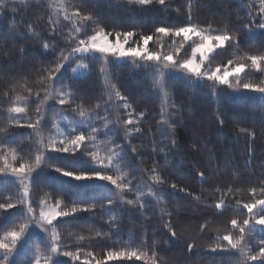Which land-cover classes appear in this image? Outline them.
Wrapping results in <instances>:
<instances>
[{"label":"trees","instance_id":"obj_1","mask_svg":"<svg viewBox=\"0 0 264 264\" xmlns=\"http://www.w3.org/2000/svg\"><path fill=\"white\" fill-rule=\"evenodd\" d=\"M260 7V0H165L163 5L146 6L128 0H3L0 156L7 155L15 166L35 164L37 155L43 159L23 184L0 180V204L15 205L0 209V239L21 225H26L22 236L30 226L43 225L41 208L57 202L61 210L73 205L92 210L41 226L43 234L18 241L10 253L0 251V262L96 264L108 251L136 250L142 259L105 264H243L240 250L211 249L217 242L228 247L222 237L238 236L231 219L246 218L251 222L244 233L243 253L257 254L264 246V225L256 224L242 205L264 199V94L194 76L178 65L165 66L162 60L79 56L74 49L101 28L112 34L110 40L117 31H133L134 40L153 36L150 51L175 53L174 59L182 62L191 57L193 40L161 36L155 30L187 26L190 16L200 30L233 37L226 48L209 56L202 73L222 71L229 61L232 66L245 63L246 72L230 82L261 84L264 66L258 72L247 60L264 55ZM84 16L90 19L85 21ZM181 44L184 47L176 53ZM58 61L63 67L57 74ZM78 65L85 66L87 74L75 78L71 69ZM117 93L126 98L128 108ZM61 97L71 104L60 107L55 101ZM13 107L27 111L15 113ZM37 120L41 122L35 129L23 127ZM81 131L94 137L86 141L87 151L58 153L48 147ZM89 153H96L108 174L122 177L119 182L129 188L118 190L96 177L76 180L63 174L104 171ZM109 201L114 204L109 206ZM216 204L227 207L217 209ZM259 207L254 212L264 214V207ZM53 230L58 237L55 252ZM65 251L79 253L80 259L73 261Z\"/></svg>","mask_w":264,"mask_h":264},{"label":"snow or ice","instance_id":"obj_2","mask_svg":"<svg viewBox=\"0 0 264 264\" xmlns=\"http://www.w3.org/2000/svg\"><path fill=\"white\" fill-rule=\"evenodd\" d=\"M130 4H136L141 6L150 5L153 3L158 4H165V0H128ZM0 4H3V0H0ZM260 9L259 14L261 16L260 23L258 24L259 29H264V0H260ZM79 16V13H76ZM83 19L85 21L89 20L90 17L84 16ZM156 33L160 34L161 36H175V37H183L185 42L189 40H193L195 46H191V57L183 59L182 62L179 60L174 59L173 54H167L160 52H152L149 49V43L153 40L152 35H141L138 40H134L133 38L137 35L133 31L127 32H115V40H110V36L112 35L109 32H106L103 28L97 31L94 35H91L88 40H80V46L76 47L74 51L76 52H89V51H96L104 56H117V57H125L130 56L133 58H139L146 61H164L165 66L168 65H178L180 68L185 70L186 72L201 77L202 75L206 77L207 80L213 81L215 83L227 85L230 88H240L253 91L256 93L264 94V81L261 84H252V83H240L239 80L236 85H233L229 77L236 76L239 78L240 74L245 73L248 67L245 63H237L235 66H232V62H228V67L224 69L221 73L220 69H217L213 72L202 73V67L204 66V62L206 59L209 58V54L216 52L219 49L226 48V45L231 44L233 42V37L229 34H211L210 31H203L198 29L196 26L192 25L191 17L189 16V23L187 26L179 27L176 29H171L167 27H158L156 28ZM195 38V39H193ZM198 40V42H196ZM43 47L47 50L49 45L45 43ZM184 47L181 44L180 48L176 49V53H179L181 49ZM62 59L67 60V57H62ZM247 60L251 62V67L256 71H262V66H264V55H250L247 57ZM63 64L59 61L56 63V67L54 69L55 73H59ZM53 80V84L56 80V76L51 77ZM119 96V93H117ZM120 100L125 101L124 107L128 108L129 105L127 100L123 96H119ZM60 107H65L71 104L69 99H65L63 97L56 99L55 101ZM12 112L15 113H25L27 109L25 107H13L11 109ZM37 114L39 115L40 109L37 107L36 109ZM81 116H84V112H80ZM42 119V117H41ZM41 121L37 120L36 123H27L23 125V127H27L29 129H35L37 124ZM19 123V121H17ZM128 125H132L133 121L128 119L126 121ZM221 123H223L221 121ZM138 130V129H137ZM94 137L87 136L84 132H80L77 135L72 136L68 140H61L59 142V146H57L56 142H51L48 147L51 149L52 152L58 153H76L81 149L87 151L86 141L92 140ZM135 151V149H133ZM91 156V160L96 164L99 165L101 169L104 171H98L91 174L80 173L74 174L69 171H64L63 174L65 176H74L76 180H83L89 179L92 177H96L100 180L107 181L111 185H113L116 189L122 190L129 188V185L126 183H121L119 181L122 180V177H113V175L108 174L106 168L104 166V161L98 157L96 153H89ZM12 159L15 160V154L13 152ZM43 157L41 155H37L35 157V164H26V163H19L18 166L9 162L8 156H0V161H3V167H0V174H12L20 179V182L24 183V178L27 176L30 178V174L34 171L35 168L39 167L41 164ZM108 159V165L112 164V158ZM57 171H61L57 169ZM203 174H201L202 176ZM173 188H176V185H172ZM25 196L28 195V190L25 188L24 190ZM255 193V189H253V194ZM123 199V197H121ZM24 203V201H21ZM128 204H132V200L127 201ZM41 205H46L45 201H40ZM114 204V201H109L108 205L111 206ZM237 205H239V201H237ZM264 207V199L257 200L253 203H245L242 205L243 209H246L248 214H252L251 218L255 219V223L258 225H264V214H257L254 212V209H257V206ZM146 205H141V207H145ZM15 207L14 204H0V209H11ZM215 207L217 209H222L223 207H227L226 204H216ZM259 207V208H260ZM91 208H81L76 205H73L70 210H61L60 203L57 202L56 205L51 207H42L41 211L39 212L40 220L42 221L43 225H52L53 221L57 220L58 218L68 217L73 214L79 213L81 211H91ZM29 213H33L34 209L31 205L28 206ZM250 219H243L242 221H238L237 219H231L230 224L232 229H238V236L234 237L232 234H227L222 237L223 241L227 242L228 247H222L221 243L217 242L216 246L211 249L212 252L218 251H230V250H240L242 255L244 256L243 264H247L248 260L252 262L256 261H264V246L259 248V252L257 254H252L250 251L248 253H243V247L245 245V237L244 233L246 231H250L248 226L250 225ZM26 225H21L18 231L13 230L7 233L4 239H0V251L3 252H12L15 250L17 242L19 241L20 237L23 234L24 228ZM165 227L171 228L170 224H166ZM176 233L172 232V236H175ZM52 239H53V248L52 251H57L58 245L55 243L58 239L55 230L52 232ZM83 240L84 238L81 237ZM264 245V241L261 242ZM193 245L189 244L188 249L191 251ZM65 256H69L72 258L73 261L79 260L80 256L79 253L74 254L70 251H65L63 253ZM91 255V253H89ZM114 259H127V260H140L142 256L136 250L132 251H119L113 252L108 251L103 259H97L96 264H105L106 261H112ZM3 264V262H0ZM35 264H40L39 260H36ZM45 264H50V260H46ZM85 264H89V262H85ZM152 264H155V261H152Z\"/></svg>","mask_w":264,"mask_h":264},{"label":"rangeland","instance_id":"obj_3","mask_svg":"<svg viewBox=\"0 0 264 264\" xmlns=\"http://www.w3.org/2000/svg\"><path fill=\"white\" fill-rule=\"evenodd\" d=\"M115 40V39H114ZM113 40V41H114ZM190 41V40H189ZM79 56H81V55H103V54H101V53H99V52H96V51H89V52H85V53H81V52H76ZM211 54H213V53H211ZM211 54H209V56L211 55ZM109 56H111V55H109ZM111 57H113V58H117V56H111ZM118 58H121V59H129V58H133V57H130V56H125V57H118ZM207 60V59H206ZM206 60H205V62H204V64L206 63ZM202 70H203V67H202ZM224 71V69L221 71V73ZM87 74V69H86V67L85 66H82V65H78V66H76L75 68H73V69H71V75L73 76V77H81V76H84V75H86ZM233 77H236V76H231V77H229V79L230 78H233ZM26 178V177H25ZM25 178H24V181H25ZM0 180L1 181H10V182H13V183H17V184H21V182H20V179L18 178V177H16V176H14V175H12V174H8V173H5V174H1L0 175ZM41 226H43V225H41V224H35V225H33V226H30V228L28 229V231L22 236V238H21V240L19 239V242H22V241H26V238L27 237H30V235L31 234H39V233H42L43 234V232H45V230L44 229H42V227ZM50 259H52V258H50ZM38 260V259H37ZM52 260H55V259H52ZM45 264V263H44Z\"/></svg>","mask_w":264,"mask_h":264}]
</instances>
